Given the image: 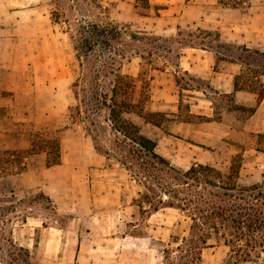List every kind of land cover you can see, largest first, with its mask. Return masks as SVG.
Returning <instances> with one entry per match:
<instances>
[{
	"label": "rangeland",
	"instance_id": "374dc122",
	"mask_svg": "<svg viewBox=\"0 0 264 264\" xmlns=\"http://www.w3.org/2000/svg\"><path fill=\"white\" fill-rule=\"evenodd\" d=\"M222 1L221 4L224 6L233 8L241 5L245 7L252 1L255 4L257 0H243L244 2L237 6H233L236 0ZM158 6L152 5L150 0H138L132 9L128 6L123 10L126 12L130 10L129 16L137 13L140 16L153 17L157 13ZM259 7L255 5L251 10L244 11L248 15H253L263 10L261 6ZM52 9L53 17H67L70 24L69 33L65 36L62 55H58L60 59L50 62L55 73L57 91L52 95L51 92L41 90L38 96L39 106L22 110L23 115L31 114L29 115L31 118L26 117V120L10 126L26 132V135L30 133L31 142L33 140L35 142L28 152L23 154L19 152L20 156L18 160L16 159L18 166L13 172L0 175V211L4 213L6 234L13 239L14 245L23 246L29 255L25 259L19 255H13L12 247L6 245L3 249L1 248L2 250L0 249V264H51L53 259L44 254L38 242H46L55 233V226L64 228L69 222L71 215L63 211L66 205L61 203L58 209L57 205L51 202L50 195L57 196L62 202L72 198L75 195L73 184L77 183L74 182L77 174L74 173L73 176L71 172L59 171L56 164L48 165V160L57 159V150L47 140L57 139L59 141L61 162L62 153L71 154L76 148L87 147V144L94 146L96 139L102 149L109 151L107 156L111 158L112 166L117 167L115 163L123 166L119 162L125 153L121 148L123 136L113 129L110 111L102 104L104 93L111 92L113 79L111 70L119 68L122 73L126 74L138 72V76H134L137 84L140 86L142 80H146L149 87L148 78L157 70H164L165 67H169L171 72L174 69L178 70L179 56L187 45H205L216 51V55L220 58L218 62L220 65L226 59L239 62L240 70L242 69L240 73L246 76L247 86L257 87L260 81L264 82L263 46H246L232 40L227 41L221 37L220 32L195 27H183L175 34L154 38L152 33L143 30L142 24L136 25V28L126 22L127 20L120 19L119 14L117 15L116 11L102 0H53ZM231 17L235 18V16ZM90 24L108 28L109 36L106 37L108 44L104 45L100 42L99 45L93 46V50L87 48L84 38L89 36L86 28ZM114 28L117 29V34H121L120 40L128 39L129 29L137 30L138 33L146 34L147 37L137 42L135 46H127L122 43V40L118 44L112 39L115 33ZM97 39L101 41V36L91 38L90 42L93 43ZM258 39L260 42L263 40L259 37ZM52 46L49 45V52L52 57H55L57 55L52 54H57V48L53 50ZM84 50H90L89 54L79 55ZM136 51L143 53L144 57L138 55ZM102 63H105L106 67L102 68ZM177 77L180 85L189 88L204 84L203 81L183 72H179ZM49 82L54 83L53 80ZM181 94L182 100L178 102L177 107L163 110L165 118L162 126L150 125V128L146 126L147 128L144 129L149 136L158 138L162 133L170 131L169 129H175L176 119L192 123L187 131L186 139L193 140L200 135L205 141L202 144L204 148L200 149L183 142L187 147L177 150L178 162L172 163L177 168L185 170L195 162L204 161L203 163L227 170L233 158L237 161L242 158L243 163V154L246 149H264V132L242 129L247 123L249 107H237V113H239L237 117L232 114L226 116L217 114L213 118L199 117L194 114L191 116L185 105L194 101L191 97L192 92L181 91ZM228 107L229 104L223 101L217 107L219 108L217 111L221 113ZM126 117L134 121L131 114H127ZM209 121L211 122L208 123ZM195 123L202 125L198 127ZM28 147L8 145L5 141L0 142V149L24 150ZM191 150L197 151L198 154L204 152L201 160L191 158ZM191 155L197 156L194 153ZM4 157L5 155L1 157L2 160ZM68 158L70 161V156ZM5 166L9 169L8 162H5ZM124 168L128 176L134 179L132 172ZM250 171V169L243 171L242 178H240L242 184L249 185L262 180L264 171L262 176L258 173V178H250ZM137 184L143 192L145 190L143 185ZM138 198L139 194L132 201L135 205V212H129L128 218L120 226L115 225L114 222L111 228L113 237L116 238L114 252L117 264H126V262L135 264V257H142L148 264L158 262L162 264L164 249L176 245L173 240L187 233L189 222L183 213L171 207L161 208L160 212L152 216L151 221L148 222V214L140 210ZM125 233L128 234L125 247L127 251L123 253L120 252L119 237ZM133 235H145L150 238L139 240L134 239ZM210 242L214 240L211 239ZM2 243L4 240L0 242ZM133 249L138 251H133ZM202 261L203 264H264V252L256 262H245L240 259L237 251L219 243L203 248Z\"/></svg>",
	"mask_w": 264,
	"mask_h": 264
},
{
	"label": "crops",
	"instance_id": "0c3cea01",
	"mask_svg": "<svg viewBox=\"0 0 264 264\" xmlns=\"http://www.w3.org/2000/svg\"><path fill=\"white\" fill-rule=\"evenodd\" d=\"M136 1L102 0L132 27L137 28L142 24L143 30L153 34L166 36L175 34L183 27H195L220 32L227 41L264 47V0L233 8L224 6L220 0H150L152 5L160 6L153 17L137 13L129 16L130 10L126 12L123 8L129 6L132 9ZM255 5L261 6L263 10L248 15L246 11ZM52 8L53 0H0V140L8 145L29 146L30 133L26 135V132L10 126L30 117L31 114L23 115L22 110L39 106L41 90L52 95L57 91L50 62L60 59L58 55H62L70 24L67 17H53ZM258 37L263 40L260 42ZM50 44L53 50L57 48V54H52L57 55L55 57L49 52ZM219 59L216 51L209 46L187 45L179 56L178 70L171 72L169 67H165L148 78L150 99L145 109L163 111L175 108L182 100L181 91H189L194 99L189 103L191 114L209 118L217 114L237 117V107H249L254 111L249 113L242 129L264 132V96L258 102L257 94L252 90L246 87L235 89V77L241 72L240 63L226 59L220 65ZM179 72L194 76L204 84L195 88L180 85L177 77ZM129 74L138 76V72ZM51 80L54 83L49 82ZM223 101L229 107L220 113L217 107ZM130 114L143 132L146 126L160 127L145 122L135 113ZM174 125L175 129H169L158 138L150 136L157 142V152L171 160V163L178 162L176 152L186 146L183 142L200 149L204 148L202 144L205 143L200 135L193 138L195 141L186 139L192 123L176 119ZM201 125L195 123V126ZM196 152L191 150L197 156L190 153V157L201 160L204 152ZM67 156H70V161ZM243 156L239 181L244 170H251L250 178H258L259 174L262 176L264 149L249 148ZM111 162L107 154L98 152L95 146L88 144L85 148H76L71 154H61V162L56 164V168L71 172L73 176L76 173L74 182L77 183L73 184L75 195L68 200L62 202L57 196L50 195L51 202L58 209L64 203L66 207L63 211L71 215L66 227L55 226L53 236L46 242H38L44 254L53 259L51 264H117L114 252L116 238L111 228L114 222L120 226L128 218L129 212H135L132 201L139 194L140 187L135 179L128 176L123 166L115 163L117 167H114ZM159 212L160 209L148 215L147 221L150 222L152 216ZM132 237L139 240L150 238L145 235ZM127 238L126 233L120 235V252L127 251ZM134 261L135 264H148L142 257H135Z\"/></svg>",
	"mask_w": 264,
	"mask_h": 264
},
{
	"label": "trees",
	"instance_id": "16d2710c",
	"mask_svg": "<svg viewBox=\"0 0 264 264\" xmlns=\"http://www.w3.org/2000/svg\"><path fill=\"white\" fill-rule=\"evenodd\" d=\"M243 2L236 0L233 6ZM113 30V42L119 44L122 40L121 34H117V29ZM129 30L128 39L122 40L127 46H135L147 37L146 34ZM86 31L89 36L84 38V42L88 49L93 50V46L100 42L108 44L106 37L109 36V30L105 26L90 24ZM151 35L154 38L162 37L153 33ZM99 36L101 41L97 39L90 42L91 38ZM90 50H84L79 55H88ZM136 53L144 57L143 53ZM104 67L106 64L102 63V68ZM110 73L113 75L111 92L104 93L102 104L110 111L113 129L123 136L121 148L125 153L119 162L145 188L143 192L139 191L140 210L150 215L163 207L176 208L189 222L187 233L173 240L176 245L164 249L162 264H203V248L219 243L237 251L242 261L256 262L260 259L264 252V174L260 182L242 184L239 181L242 158L238 161L233 158L227 170L199 162L185 170L177 168L168 158L157 152V142L145 134L137 123L126 117L127 114L135 113L145 122L156 126L163 125L164 111L145 109V104L150 99L147 81L142 80L139 86L134 76L122 73L119 68L111 70ZM246 81L245 75L237 74L235 89L246 87L252 90L260 102L264 96V82L260 81L257 87H249ZM185 107L189 109L188 104ZM249 110L250 113L254 111L253 108ZM47 141L57 150V159L48 160V165L57 164L60 162V143L57 139ZM34 142L33 140L30 147L24 150L0 149V175L13 172L18 166L16 161L20 156L19 152H28L33 148ZM94 146L102 154L109 152L102 149L96 139ZM5 162H8L9 169ZM211 239L214 242L211 243ZM2 240L4 243L0 244V249L9 245L13 255L24 259L29 255L23 246L14 245L13 239L7 236L4 213L0 211V242Z\"/></svg>",
	"mask_w": 264,
	"mask_h": 264
}]
</instances>
